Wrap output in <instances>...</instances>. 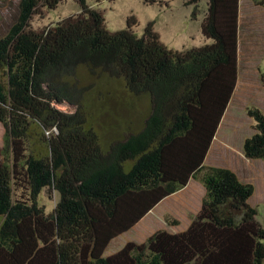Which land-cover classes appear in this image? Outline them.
<instances>
[{
	"label": "trees",
	"instance_id": "obj_1",
	"mask_svg": "<svg viewBox=\"0 0 264 264\" xmlns=\"http://www.w3.org/2000/svg\"><path fill=\"white\" fill-rule=\"evenodd\" d=\"M62 1L20 0L0 38V264H264V227L249 203L254 185L203 164L238 81L240 0H208L201 27L212 41L184 50L163 43L154 22L139 36L133 16L127 28L109 30L87 0H77L78 14L33 28L32 15ZM81 67L148 97L140 129L119 124L103 143L88 126ZM247 112L256 132L244 155L264 160V111ZM193 174L207 194L187 230H158L104 256ZM45 188L59 194L49 212L39 201Z\"/></svg>",
	"mask_w": 264,
	"mask_h": 264
},
{
	"label": "rangeland",
	"instance_id": "obj_2",
	"mask_svg": "<svg viewBox=\"0 0 264 264\" xmlns=\"http://www.w3.org/2000/svg\"><path fill=\"white\" fill-rule=\"evenodd\" d=\"M19 2L20 0H0V38L5 36L15 23ZM87 2L104 14L107 28L111 31L127 28L128 18L133 16L136 21L131 23L136 34L142 36L148 23L154 22V29L162 42L171 48L184 50L208 41L201 29L200 20L206 11L203 2L198 5H187L184 0H162V3L161 0H157L156 3L148 0H87ZM243 7L239 80L225 112V119L216 133L215 142L218 145L212 150L210 163L231 165L243 181L255 185L252 203L258 210L257 219L264 227V160L245 158L241 146L244 138L256 131L255 121L248 115L247 108L255 106L264 111V8L250 2L244 3ZM79 11L80 5L77 0H63L55 8L43 7L42 11L32 15L31 24L35 29H42L78 14ZM250 42L253 44L249 47ZM76 79H79L81 86H90L84 100L88 126L94 127L103 143L112 140L111 137L119 124L126 126L129 124L134 129H140L143 118L151 111L148 97L132 96L123 80L112 79L99 71L91 73L85 67L79 69ZM119 131H123V127ZM4 133L3 127L0 130V137H3ZM186 188L187 186L171 194L175 195L172 198L163 200L146 216L139 227L126 235L129 238L121 237L117 245L123 244L126 238L134 237L143 241L151 230H157L161 226L171 230L178 228V225L170 223L168 225L166 220L186 221L189 209L185 210L184 206L178 203L179 197L176 195ZM196 196L199 202L200 196L198 194ZM58 200L59 194L49 188L42 191L39 199L40 205L47 212L55 207ZM107 253L106 251L105 255Z\"/></svg>",
	"mask_w": 264,
	"mask_h": 264
},
{
	"label": "crops",
	"instance_id": "obj_3",
	"mask_svg": "<svg viewBox=\"0 0 264 264\" xmlns=\"http://www.w3.org/2000/svg\"><path fill=\"white\" fill-rule=\"evenodd\" d=\"M200 2H203V4L205 5V7H206V9H207V3H208V0H201ZM199 2V3H200ZM252 3V4H254V5H259V4H257L254 0H240V2H239V52H238V55H239V73H238V80H239V74H240V64H241V54H240V52H241V47H242V41H241V26H242V24H243V22H244V14H243V11H244V3ZM198 3V4H199ZM263 8H264V6H263ZM205 14H206V12H205ZM204 17V16H203ZM203 17H202V20H203ZM248 17V16H247ZM263 17H264V15H263ZM198 20V19H197ZM202 20H200V21H202ZM248 22L251 24V21L250 20H248ZM202 24V23H201ZM249 24V25H250ZM201 29H202V27H201ZM203 33V32H202ZM251 34H254V33H251ZM205 36V35H204ZM207 39V38H206ZM208 41L206 42V43H210L209 42V40L210 39H207ZM205 44V43H204ZM252 42H250L249 43V47L250 46H252ZM232 97H233V95H232ZM232 97H231V99H232ZM231 99H230V101H231ZM230 103V102H229ZM229 105V104H228ZM228 108V107H227ZM227 110V109H226ZM226 112V111H225ZM224 115H225V113H224ZM224 115H223V117H222V119H221V122H220V124H219V127H220V125H221V123H222V121L225 119L224 118ZM4 126H3V124L0 122V130H2V128H3ZM219 127H218V129H219ZM218 129H217V131H218ZM217 131H216V133H217ZM215 138H216V134H215V136H214V138H213V140H212V143H211V145H210V147H209V149H208V151H207V154H206V157H205V159H204V161H203V164L204 165H207V166H218V167H224V168H229V169H231L232 171H234L237 175H238V173L234 170V168L231 166V165H225V164H216V163H210V161H211V159H210V156H211V154H212V150L218 145L216 142H215ZM245 138H247V137H245ZM245 138H244V140H245ZM244 140H243V142H242V148H243V144H244ZM3 144V137H0V146ZM244 157L246 158V156L244 155ZM249 159V158H248ZM251 160H258V159H251ZM261 160V159H260ZM238 177H239V179L241 180V181H243L241 178H240V176L238 175ZM243 182H246V181H243ZM246 183H251V184H253L252 182H246ZM254 185V184H253ZM187 188L182 192V193H180V194H176V195H178V203H181L183 206H184V209L186 210V208H188L189 210V212H187V214H186V221H182V222H179L178 220V223L177 224H173V223H171V222H169V219H167L166 221H168L167 222V224L168 223H170L171 225H174V226H177L178 225V228H175V229H172L171 230V228H166L165 229V226H161V228H158L157 230H151L147 235H146V238H145V240H143V241H141V240H139V239H134V237L133 238H131V239H128L129 238V236H126V235H128V234H130V232H132L135 228H137V227H139L140 225H141V223L144 221V219L146 218V216L151 212V211H153V209L156 207V206H158L159 204H161L162 203V201L163 200H165L166 198H172L173 196H175V195H169V196H167V197H165L164 199H162L157 205H155V207H153L150 211H148L137 223H135L129 230H127V231H125V232H123V233H121L118 237H116V238H114L111 242H110V244L108 245V247L106 248V250H105V252L107 251L108 253H107V255H105V252H104V256H108V255H111V254H113V253H115V252H117V251H119L126 243H128V242H130V241H136V242H138V243H142V242H145L151 235H153L155 232H157L158 230H167L168 232H171V233H180V232H183V231H185V230H187L188 228H189V226L191 225V223H192V221H193V219L197 216V214L201 211V209H202V206H203V202H204V199H205V196H206V194H207V191H206V188H205V186H204V184H203V182L201 181V179L199 178V177H197L196 175H192L191 177H190V179H189V181H188V183H187ZM185 186V187H186ZM185 187H183V189L185 188ZM254 187H255V185H254ZM202 191V192H201ZM255 191H256V189H255ZM255 191H254V193H253V195L251 196V198L249 199V203L251 204V206L252 207H254L255 208V206H253V203H252V198H253V196H254V194H255ZM196 194H198L200 197H199V202H198V196H196ZM170 220H172V219H170ZM0 221H2V218L0 219ZM169 225V224H168ZM173 226V227H174ZM121 237H128V238H126V241L123 243V244H121V245H117V241L121 238Z\"/></svg>",
	"mask_w": 264,
	"mask_h": 264
},
{
	"label": "clouds",
	"instance_id": "obj_4",
	"mask_svg": "<svg viewBox=\"0 0 264 264\" xmlns=\"http://www.w3.org/2000/svg\"><path fill=\"white\" fill-rule=\"evenodd\" d=\"M106 20V19H105ZM208 39V38H207ZM201 46V45H200ZM237 83H238V81H237ZM237 86V85H236ZM236 89V88H235ZM234 94V93H233ZM54 105L55 106H57V107H61L62 105L60 104V103H57V102H54ZM68 110L69 111H73L74 109H73V107L72 108H68ZM67 110H65V112H66ZM1 122V121H0ZM4 126V125H3ZM256 131H254V133H255ZM5 134V133H4ZM252 136V135H251ZM4 137V136H3ZM250 137V136H249ZM248 138V137H247ZM246 139V138H245ZM245 141V140H244ZM244 153V152H243ZM262 160V159H261ZM185 187V186H184ZM182 189V188H181ZM173 194V193H172ZM171 195V194H170ZM169 196V195H168Z\"/></svg>",
	"mask_w": 264,
	"mask_h": 264
},
{
	"label": "bare ground",
	"instance_id": "obj_5",
	"mask_svg": "<svg viewBox=\"0 0 264 264\" xmlns=\"http://www.w3.org/2000/svg\"><path fill=\"white\" fill-rule=\"evenodd\" d=\"M64 105H66L68 108H72L74 105L68 102L63 101Z\"/></svg>",
	"mask_w": 264,
	"mask_h": 264
}]
</instances>
